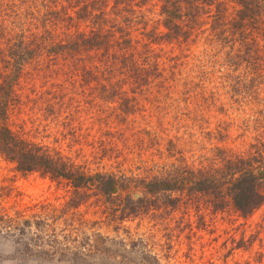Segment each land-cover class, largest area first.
<instances>
[{
  "label": "rangeland",
  "instance_id": "374dc122",
  "mask_svg": "<svg viewBox=\"0 0 264 264\" xmlns=\"http://www.w3.org/2000/svg\"><path fill=\"white\" fill-rule=\"evenodd\" d=\"M22 1L0 0V94L1 74L17 70L8 55L22 31L36 40H59L90 29L88 22L70 20L81 6L76 0L59 4L67 20L51 25V34L36 19L42 0ZM225 3L233 12L236 3ZM161 5L146 0L141 14L147 24L140 31L158 26ZM140 31L135 35L143 39ZM153 47L159 69L152 72L163 76L145 85L102 88L81 77L73 82L66 68V74L60 70L62 60L51 66L43 55L50 68L31 62L19 73L8 124L87 174L116 178V185L108 194L92 181L77 194L69 181L23 174L0 154V264H149L152 256L162 264H264V204L245 217L227 193L200 192L194 182L175 192L147 190L156 177L219 167L218 158L228 152L257 156L264 135V76L250 79L245 66L219 71L203 56L209 51L203 40ZM253 160L259 168V158ZM222 197L228 204L217 210L213 202ZM28 219L41 225L22 236L33 239L31 252L13 229ZM67 236L77 241L68 243ZM56 237L60 246L48 243Z\"/></svg>",
  "mask_w": 264,
  "mask_h": 264
},
{
  "label": "trees",
  "instance_id": "16d2710c",
  "mask_svg": "<svg viewBox=\"0 0 264 264\" xmlns=\"http://www.w3.org/2000/svg\"><path fill=\"white\" fill-rule=\"evenodd\" d=\"M62 1L72 2L42 0L39 13L35 12L37 21L50 34L53 31L50 30L51 25L57 24L58 27V23L67 20L61 16L65 9L62 11L58 8ZM76 1L81 6L75 12L76 17L71 16L70 20L88 22V31H72L59 40H52V37L47 39L41 35L42 40H36L24 30L19 34V40L16 39L11 44L8 55L11 60L14 59L17 70L1 74L3 93L0 94V154L14 163L16 169L23 174L40 173L53 180H67L77 194L92 181H96V186L108 194L116 185V178L103 174L91 176L61 153L30 140L8 124L9 108L13 105L12 99H15L13 85L28 63L32 62L40 69H48L50 65H54V60H62L63 68L60 65V70L66 74V68L67 73L72 75L73 82H78L81 77L80 82H93L102 88L115 87L124 82L145 85L152 79L163 76L162 71L152 72L159 69L153 44L164 42L181 45L203 40L209 48L208 53L203 56L213 59L210 62L219 71L227 69L233 72L234 69L240 70L245 66L250 79L259 80L264 76V0H232L236 3L233 12L226 6L225 0H160L162 5L158 26L152 30L142 27L141 31L137 27L147 24L141 14L146 0ZM28 23L22 21L19 24L26 27ZM137 31H140L143 39L135 35ZM144 38L149 41L143 42ZM2 39L4 32L0 30V45ZM34 43L35 48L30 50L29 47ZM42 55L44 59L48 57L51 60L50 65L43 61ZM259 100L264 102V99ZM260 112L264 118L262 110ZM257 145L260 146L257 156L250 154L245 158L228 152L218 158L219 167L213 164L210 168L198 170L196 174L184 170L173 175L169 173L167 177H156L148 181L147 190L151 194L175 192L181 189V184L194 182L193 189L197 191L219 189L220 193H227L237 211L245 217L250 216L264 204L263 177L258 175L264 168V135ZM257 157L259 168L253 162ZM77 204L75 202L71 206L76 208ZM227 204L224 197L213 202L217 210L224 209ZM9 222L6 221V224ZM33 226L41 227L39 222L28 219L23 220L21 226L13 228L19 231L17 242H21L30 252L33 249V239L26 242L22 236L29 230L33 232ZM66 239L71 244L77 241L69 236ZM47 241L52 246L62 244L57 237ZM152 259L153 262L149 264H162L158 257L152 256Z\"/></svg>",
  "mask_w": 264,
  "mask_h": 264
},
{
  "label": "water",
  "instance_id": "95a60500",
  "mask_svg": "<svg viewBox=\"0 0 264 264\" xmlns=\"http://www.w3.org/2000/svg\"><path fill=\"white\" fill-rule=\"evenodd\" d=\"M260 176H264V170L259 173Z\"/></svg>",
  "mask_w": 264,
  "mask_h": 264
}]
</instances>
